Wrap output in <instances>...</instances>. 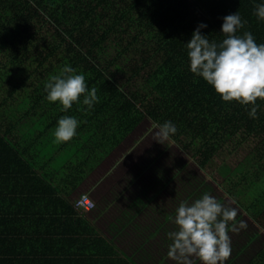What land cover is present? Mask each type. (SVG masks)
Instances as JSON below:
<instances>
[{"label": "trees", "instance_id": "trees-1", "mask_svg": "<svg viewBox=\"0 0 264 264\" xmlns=\"http://www.w3.org/2000/svg\"><path fill=\"white\" fill-rule=\"evenodd\" d=\"M260 4L0 0V264H139L56 182L77 186L91 154L108 150L145 117L171 121L177 131L170 137L192 149L201 168L264 227V101L257 100L256 118L251 105L223 101L190 71L186 48L201 24L202 35L222 41L223 18L237 12L246 22L237 34L251 32L264 44ZM111 48L116 54L107 61ZM65 66L84 74L89 91L97 89L91 109L83 96L66 112L47 100L46 82ZM64 116L77 119V132L57 142ZM45 159L59 181L37 172ZM250 264H264V252Z\"/></svg>", "mask_w": 264, "mask_h": 264}, {"label": "rangeland", "instance_id": "rangeland-1", "mask_svg": "<svg viewBox=\"0 0 264 264\" xmlns=\"http://www.w3.org/2000/svg\"><path fill=\"white\" fill-rule=\"evenodd\" d=\"M115 54L111 48L107 61ZM154 123L145 117L108 150L98 148L91 154L94 157L87 178L70 193L73 203L83 193L89 194L96 207L88 216L139 264H178L168 256L172 243L168 233L177 230L176 209L208 193L237 211L235 221L229 222L231 255L222 264L259 260L264 252V227L235 202L219 180L201 168L192 149L185 150L171 137L163 144L157 142ZM240 222L247 227L239 228ZM232 223L238 231L231 230ZM190 259L192 264H202L195 256Z\"/></svg>", "mask_w": 264, "mask_h": 264}, {"label": "clouds", "instance_id": "clouds-1", "mask_svg": "<svg viewBox=\"0 0 264 264\" xmlns=\"http://www.w3.org/2000/svg\"><path fill=\"white\" fill-rule=\"evenodd\" d=\"M255 15L264 20V4L256 6ZM220 42L210 40L201 34L207 25L201 24L193 32L186 44L190 61V71L202 77L225 102L251 105L249 116L257 117V100L264 101V44H257L251 32L238 35L246 22H242L239 12L223 18ZM47 100L59 102L62 111H68L74 103L89 109L98 103L97 89L90 91L84 74H76L71 66H65L58 75H53L45 84ZM78 121L64 116L58 121L54 136L57 142H68L76 135ZM158 129L157 142L163 144L177 131L171 121L153 124ZM237 211L222 205L217 199L205 193L191 204L181 203L176 209L177 230L169 232L172 241L168 256L178 264H192L191 257H197L202 264H222L231 255L229 222L235 221ZM240 222L239 228H246ZM232 231H238L232 223Z\"/></svg>", "mask_w": 264, "mask_h": 264}, {"label": "crops", "instance_id": "crops-1", "mask_svg": "<svg viewBox=\"0 0 264 264\" xmlns=\"http://www.w3.org/2000/svg\"><path fill=\"white\" fill-rule=\"evenodd\" d=\"M92 166V163H90V166H89V168ZM37 169V172H39V173H42L44 170H47L49 173L51 172V175H52V177L53 178H56V180L58 179V181H59V179H61V178H59V176H61V174L60 173H58L57 172V169H55V167L52 165V163L49 161V160H46V162L44 161V163H38V166L36 167ZM59 171V170H58ZM61 171H63V170H61ZM88 175V171H87V173H86V175H85V177L84 178H82V180H80L79 182H78V184H77V186H75V187H73L72 185H69V187L67 188H64L65 186H66V183H65V180L63 181L62 180V182L63 183H58V182H56V184L57 185H59L60 186V189H62L63 191L61 192V194L63 195V196H65L71 203H73V201L71 200V195H70V193L76 188V187H78L87 177ZM58 177V178H57ZM95 222V221H94Z\"/></svg>", "mask_w": 264, "mask_h": 264}, {"label": "built area", "instance_id": "built-area-1", "mask_svg": "<svg viewBox=\"0 0 264 264\" xmlns=\"http://www.w3.org/2000/svg\"><path fill=\"white\" fill-rule=\"evenodd\" d=\"M76 206L81 210L91 211L96 207V204L89 194L83 193L77 200Z\"/></svg>", "mask_w": 264, "mask_h": 264}]
</instances>
